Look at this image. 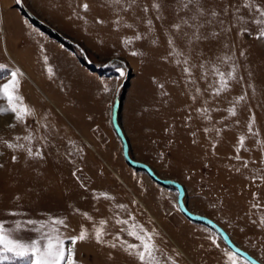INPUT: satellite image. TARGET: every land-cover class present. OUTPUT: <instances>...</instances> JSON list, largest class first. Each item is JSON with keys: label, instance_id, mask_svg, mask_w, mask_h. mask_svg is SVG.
<instances>
[{"label": "rangeland", "instance_id": "374dc122", "mask_svg": "<svg viewBox=\"0 0 264 264\" xmlns=\"http://www.w3.org/2000/svg\"><path fill=\"white\" fill-rule=\"evenodd\" d=\"M22 2L40 21L77 44L101 70L91 71L77 49L34 26L14 7L15 0H0V86L18 72L19 95L34 112L23 122L12 113L0 114V221L14 227L28 219L45 224L63 219L67 228L53 227L60 228L68 247L67 237L83 227L90 238L75 245L78 264H138L119 248L91 238L101 220L106 221L108 243H118L113 237L119 235L139 244L127 231L143 227L164 254L161 260L178 252V264H226L224 253H235L214 230L182 214L178 190L156 184L125 161L112 127L118 95V124L130 159L147 165L158 178L181 185L183 205L190 214L214 222L237 248L264 264V224L260 223L264 217V39H256L258 26L245 9L240 12L248 21L243 27L234 20L233 11H221L240 0H204L224 23L206 24L202 32L219 35L196 42L191 51L172 27L181 17L189 18L179 0ZM153 2L160 4L159 12L151 7ZM145 6L148 12L143 11ZM182 30L190 31L187 25ZM41 34L73 52L75 59L66 51L53 50ZM137 35L141 39L136 40ZM169 39L184 55H169ZM185 55L189 64H178ZM224 56L230 59L217 60ZM191 65H195L191 74L184 73L183 68ZM233 66L236 79L229 81L226 91L214 94L219 87L215 70L227 76ZM242 95L245 99L239 100ZM0 106L6 107V101L0 100ZM253 116L255 136L248 131ZM29 134L31 143L22 139ZM241 136L244 145L237 153ZM4 141L40 150L44 159L9 149ZM77 148L82 151L77 153ZM78 168L83 171L76 176L86 190L72 175ZM9 211L19 215L10 216ZM125 220L127 224L117 222ZM20 236L34 239L37 234L22 229ZM235 260L249 264L237 254Z\"/></svg>", "mask_w": 264, "mask_h": 264}, {"label": "snow or ice", "instance_id": "6c2138e0", "mask_svg": "<svg viewBox=\"0 0 264 264\" xmlns=\"http://www.w3.org/2000/svg\"><path fill=\"white\" fill-rule=\"evenodd\" d=\"M114 2L119 4L121 0H114ZM132 2H134V0H132ZM179 3L182 9H186L188 11L189 18L184 19L181 17L180 23L173 24L172 27L176 29L177 32L181 33L179 38L184 42L185 46L188 47L190 51L195 49L197 46L196 42L201 40H211L219 35L217 32L205 34L201 31V29H203L206 24H213L214 21L221 26L223 25L224 21L219 18V12L208 8L204 0H179ZM151 7L157 10V12L160 10V4L158 3L153 2ZM241 8L245 9L246 12L250 14L251 23L258 26V34L256 39H264V4L260 3L259 0H240V2L237 4L232 5L231 8L226 7L221 11L224 14H227L230 10L233 11L234 20L237 23H241L243 27L248 23V21H246L245 17L240 14ZM83 9L87 11L88 5H83ZM143 11L148 12L149 8L145 6ZM160 18L161 17L158 15L157 19ZM189 20L191 23H189ZM98 22L102 23V21ZM148 24L151 25L152 21L148 20ZM182 25H187L190 31H183ZM244 31H247L246 27H244ZM135 39L139 40L141 37L137 35ZM129 42L130 41L128 40L125 41V43ZM167 43L172 48V51L169 52L170 56L175 57L178 55H184L183 52H176L174 39H169ZM131 54L133 56L138 55L136 52H132ZM241 55L243 56L244 53L241 52ZM228 59H230L228 56L217 57V60L221 61ZM176 62L178 64L182 63L184 65H188L189 58L185 55L183 60H177ZM194 66L195 65L184 67L183 72L190 75L191 67ZM200 67H204V65L201 64ZM49 72L51 73V69H49ZM234 72L235 66L232 67V71L227 73V76L224 72L219 71V69L215 70V75L219 77V87L215 90L214 94L219 95L221 91L227 90L229 81L236 79V77L233 75ZM18 74V72H13L11 74V80L9 83L0 86V100L6 101L7 105L6 107L0 106V114L12 113L16 121L23 122L25 117L34 115V112L26 104H24V98L19 95V80L17 78ZM161 87L163 86L161 85ZM238 99L243 100L245 97L242 95ZM229 112L232 116L236 115V111L234 109H229ZM253 123L254 116L250 118L248 131L255 136L257 133L253 132ZM15 139L19 141L21 137H16ZM22 139L31 143L33 137L31 134H29L24 136ZM244 139V136L239 137L240 147H237V153H239L240 148L243 147ZM3 143L9 149L24 150L27 156L30 158H39L40 160L44 159L43 153L40 150L33 152L32 148L26 146L25 144L11 143L8 141H4ZM69 143L72 144L73 142L70 141ZM81 151L82 149L80 148L76 149L77 153ZM0 155H2V153H0ZM68 155L72 156L74 153L69 152ZM11 159L13 162H16L18 158L16 155H13ZM236 159H240L239 155H237ZM2 167L3 164H0V168ZM245 167H247V163H245ZM78 171L83 170L78 168L72 173V175L77 178L80 186L86 190V185L84 184L83 180L76 176ZM101 195L104 196L105 199H111V197H108L104 193H101ZM17 199L19 198L17 197ZM118 207L124 208L125 206L119 205ZM253 207L259 206L253 205ZM8 215L17 216L19 213L16 211H9ZM82 215H84L87 219H91L87 213H82ZM117 222L123 224L128 223L126 220ZM253 223H255V221H253ZM260 223L264 224V217H261ZM105 224L106 221L101 220L100 227L94 228V231L91 234V238L94 239L97 244H107V246L112 249L119 248L138 261V264H178V260L176 259V257H179L180 255L178 252L175 253V257L165 256L164 259L161 260L160 257L164 256V254L160 252V249L155 244L153 240V234L143 229V227H140L135 231H127L129 236H133L140 242L139 244H130L127 241H123L120 239L119 235L113 237V240L118 241V243H108L104 239L106 233L103 226ZM53 225H59L63 228H67L65 221L59 218H53L49 224H45L42 221L28 219L22 222H17L14 227H6L4 222L0 221V261L21 260L24 262V264H78L76 260L75 245L78 242H83L89 239L90 234L86 229L81 227L77 235L67 237V239L71 241V247H68L65 245V238L61 235L60 228L53 227ZM22 229L28 232L36 233L37 237L34 239H24L22 236H20ZM224 255L228 258L226 264H236L235 254L225 252Z\"/></svg>", "mask_w": 264, "mask_h": 264}, {"label": "water", "instance_id": "95a60500", "mask_svg": "<svg viewBox=\"0 0 264 264\" xmlns=\"http://www.w3.org/2000/svg\"><path fill=\"white\" fill-rule=\"evenodd\" d=\"M14 7L17 8L18 10H20V12L22 13V15L27 18L30 22H32V24H34V26H36L37 28L41 29L44 33L48 34V36H50L51 38L56 39L59 43H63L66 47H70V48H75L77 49V51L79 52V54L81 55L84 64L87 65V67L93 71V72H97L101 69L94 67L91 62L89 61V59L87 58L85 52L75 43H73L72 41L64 38L62 35H60L58 32H56L55 30H53L51 27H49L47 24H45L44 22L40 21L37 17H35L29 10L28 8L24 5V3L22 2V0H15V4ZM119 62V61H117ZM120 109V99L119 96H116L115 99V104H114V108H113V112H112V127L114 129V131L116 132L118 138L120 139L122 145H123V157L125 159V161L127 162V164L133 168H137V169H141L143 170L147 176L156 184L163 186V187H169V188H174L178 190V196H177V204L178 207L180 209V211L182 212V214L189 220L193 221V222H199V223H203L205 225H207L209 228H211L212 230H214L220 237L221 239L224 241V243L226 244V246L235 254H237L238 256L242 257L243 259H245L249 264H261L258 261L254 260L252 257H250L246 252L240 250L239 248H237L229 239L228 235L219 227L217 226L214 222H212L211 220L202 217V216H197V215H193L190 214L184 207L183 205V195H184V190L182 188L181 185H179L178 183L174 182V181H170V180H162L160 178H158L154 172L145 164L143 163H139L136 161H133L130 159L129 157V148H128V144L127 141L125 139V136L122 133L121 128L119 127L118 124V112Z\"/></svg>", "mask_w": 264, "mask_h": 264}, {"label": "crops", "instance_id": "0c3cea01", "mask_svg": "<svg viewBox=\"0 0 264 264\" xmlns=\"http://www.w3.org/2000/svg\"><path fill=\"white\" fill-rule=\"evenodd\" d=\"M37 33V32H36ZM42 35V34H41ZM40 37H43L42 39H45L43 41H45V43H48L49 45H51V47H53L55 51L57 50H63V51H66L67 54L70 56H72L73 59H75L74 57V54L73 52H71L70 50L66 49L65 47L61 46L57 41H55L54 39H51L49 38L46 34H43L42 36ZM55 41V42H54ZM58 52V51H57ZM74 56V57H73Z\"/></svg>", "mask_w": 264, "mask_h": 264}]
</instances>
